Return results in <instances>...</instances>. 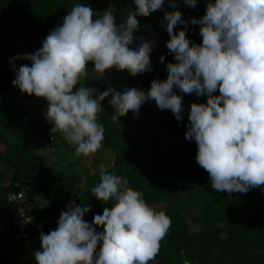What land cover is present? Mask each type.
Listing matches in <instances>:
<instances>
[{
    "label": "clouds",
    "instance_id": "clouds-1",
    "mask_svg": "<svg viewBox=\"0 0 264 264\" xmlns=\"http://www.w3.org/2000/svg\"><path fill=\"white\" fill-rule=\"evenodd\" d=\"M164 2L132 0L135 9L121 22L112 6L94 16L90 6L74 4L38 50L12 58L30 66L17 68L10 60L13 87L45 99L51 135L59 132L76 156L85 157L101 148L104 126L97 113L105 98L111 96L114 122L126 111L138 114L146 101H154L158 110H170L180 121L183 94L205 96L206 103L188 107L184 135L195 142L196 162L208 173L211 188L231 194L264 185V0H207L204 15L190 18L192 25L200 26L199 44L186 36L188 24L169 0L174 10L164 12L161 24L175 63L166 65V79H153L147 91L132 85L101 93L77 87L88 62L98 79L113 68L135 74L150 71L153 43L143 33L133 43V33L141 27L137 16L163 9ZM183 2L193 8L197 4ZM177 24L184 28L174 32ZM98 167L99 179L91 192L111 205L94 210L91 221H85L89 206L71 201L60 212L55 230L40 233L41 250L33 253L36 264H148L158 255L170 218L150 206L126 178L103 163ZM86 179L81 176V188Z\"/></svg>",
    "mask_w": 264,
    "mask_h": 264
},
{
    "label": "trees",
    "instance_id": "trees-1",
    "mask_svg": "<svg viewBox=\"0 0 264 264\" xmlns=\"http://www.w3.org/2000/svg\"><path fill=\"white\" fill-rule=\"evenodd\" d=\"M69 1L0 0V41L11 32L15 38L32 41L41 27L54 26ZM206 2L197 0L196 7L184 8L183 0L179 1L181 19L188 24L186 36L197 44L202 39L199 35L200 26L192 25L190 18L202 17ZM182 28L184 25L177 24L174 32ZM161 30L165 36L153 44L151 70L135 74L126 69L113 79V88L120 90L125 85H132L147 91L153 79H166V65L175 63V60L166 47L168 33L166 29ZM161 56L164 57L163 62L160 61ZM110 99L111 96L106 102L109 103ZM193 102L206 103V97L183 94L185 111L180 121L170 110H158L154 101H146L138 114L126 111L119 115L118 121L110 119L118 124L116 128L113 129L110 124L104 128L101 143L107 148L116 149L120 154V166L116 168L115 163H112L109 167L117 175L126 178L130 187L139 190L150 206L163 211L171 220L167 234L160 241L158 255L148 264H182L184 261L192 264H264V185L251 188L246 193L231 194L211 188L208 173L196 162L195 142L186 140L184 135L188 122L187 109ZM38 128L44 136L42 130L46 129L45 124ZM3 136L0 132V139L6 144L5 151L0 150V182L10 178L11 183L7 189L0 188V221L7 236L14 238L8 224L11 211L6 196L9 191L25 190L34 202L35 219L29 229L33 252L41 249L40 241L32 245L31 231H37L40 236L41 232L47 234L55 230L59 219L57 214L66 211L69 205L54 202L51 193L53 185L62 184L66 190H72L81 184V176L87 178V195L75 200L77 206H89L85 221H91L94 210L111 205L110 201L98 199L91 192L99 179L100 161L94 163V168L69 176L56 169L42 154L25 144H13ZM25 184L29 185L28 190ZM194 184L208 188L200 211L191 217L197 229L192 228L184 211L165 199L166 196L175 197L178 190L184 191ZM43 201L45 204L41 206ZM96 226L103 230L101 223L97 222ZM8 256L5 254L0 264L5 263Z\"/></svg>",
    "mask_w": 264,
    "mask_h": 264
},
{
    "label": "rangeland",
    "instance_id": "rangeland-1",
    "mask_svg": "<svg viewBox=\"0 0 264 264\" xmlns=\"http://www.w3.org/2000/svg\"><path fill=\"white\" fill-rule=\"evenodd\" d=\"M179 1L181 0H172V2L177 5L175 10H178L180 7ZM76 3H84L90 6L94 12V16H98L100 12L112 6L116 10L114 16L117 22L126 19L127 15L135 9L132 0H70L59 14L54 26L41 27L32 41L15 38L12 32L6 35L4 40L0 41V132L6 136L11 143L25 144L32 150L42 154L56 169L65 172L69 176H74L78 174L79 171L85 169L94 168V163L98 161H100L99 165L103 163L106 166L115 163L116 168H118V166H120V154L116 149L107 148L101 143V148L97 152L86 157L76 156L74 146L67 144L62 134L57 132L51 135L50 129L52 125L44 118L47 101L43 98H37L34 95L30 96L21 93L17 88L13 87L12 81L15 78V73L12 69L10 60L17 55L23 56L25 54H32L38 50L42 46L44 38L51 30L62 24L63 17L68 14L71 7ZM185 7L189 6L184 5V8ZM173 10L174 9L169 6V0H165L163 9L139 14L137 19L141 27L134 31L133 43L136 42L135 38L141 33H143V38L146 41L152 42L153 44L156 40L162 39L165 34L161 29L165 28L161 24V19L164 12ZM12 63H14L17 68L23 64H29L30 66V62L23 59L12 60ZM93 67L94 65L91 62L86 64V70L88 72L81 78L77 87L84 86L95 88L97 93H101L107 90L108 87L113 88V79L119 77L126 70L117 71L114 68L109 69L106 70L102 78L98 79L99 74L92 72ZM75 90L74 88L73 91ZM108 98L109 97L105 98L101 102V108L103 110L97 113V121L98 123H102L104 128L110 124L114 129L118 124L110 120L113 111L109 107L110 104L106 102ZM121 114L123 115V113ZM41 124H45L46 127L45 130H42L45 132L44 136L41 135L38 128ZM130 137L131 135L128 139ZM5 149L6 144L0 139V150L5 151ZM10 183L11 179L7 178L0 182V188L7 189ZM25 187L28 190L29 185L25 184ZM87 189L88 185L85 183L83 188L78 184L72 190H66L62 184H56L52 186L51 193L54 202L66 205L70 204L73 200L75 201L79 196L80 198L81 196L84 198L87 195ZM207 189V187L194 184L192 187H189V189L185 188L184 191L181 189L178 190L175 197L166 196L165 199L170 200L173 205L184 211L189 217L188 222L192 228L197 229L198 226L191 221V217L197 215L200 211L207 195ZM1 195L2 193L0 191V196ZM44 204L45 201L41 202V206ZM57 216H59V214H57ZM6 235L7 232L3 222L0 221V241L1 243L4 242V244H2L3 248L0 249V261L5 254H9V256L6 257V262L1 264H14V254L11 256L7 250V248L12 250L11 246L8 245V247H4V245H7L6 243H10L9 241H5ZM38 241H36V243Z\"/></svg>",
    "mask_w": 264,
    "mask_h": 264
},
{
    "label": "built area",
    "instance_id": "built-area-1",
    "mask_svg": "<svg viewBox=\"0 0 264 264\" xmlns=\"http://www.w3.org/2000/svg\"><path fill=\"white\" fill-rule=\"evenodd\" d=\"M6 202L10 208V224L14 238L18 242L30 244V231L35 219V206L25 190L9 191ZM185 262V261H184ZM184 262L182 264H184ZM187 264H192L187 261Z\"/></svg>",
    "mask_w": 264,
    "mask_h": 264
},
{
    "label": "crops",
    "instance_id": "crops-1",
    "mask_svg": "<svg viewBox=\"0 0 264 264\" xmlns=\"http://www.w3.org/2000/svg\"><path fill=\"white\" fill-rule=\"evenodd\" d=\"M38 237L39 236H38L37 232L32 230L31 231V241H32L31 243H32V245L34 243H36V241H38V239H39ZM5 241L10 242V243H6L7 245H4V247H8V245L11 246L12 250H10L8 248H7V250L11 256H12V254H14L13 255L14 256L13 257L14 264H36V261H35L34 256H33L34 250H32L33 248L31 247V244H25V243L18 242L16 240H14V238L12 236H7V235H6ZM2 244H4V242L1 243V241H0V249L3 248Z\"/></svg>",
    "mask_w": 264,
    "mask_h": 264
}]
</instances>
